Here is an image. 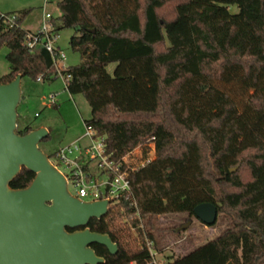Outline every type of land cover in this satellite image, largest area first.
I'll return each instance as SVG.
<instances>
[{"label": "trees", "instance_id": "16d2710c", "mask_svg": "<svg viewBox=\"0 0 264 264\" xmlns=\"http://www.w3.org/2000/svg\"><path fill=\"white\" fill-rule=\"evenodd\" d=\"M57 6L55 30L74 31L70 46L82 59L68 69V93L89 104L85 126L105 138L116 160L122 158L118 138L135 129L174 140L130 176V197L89 222L92 232L118 246L111 255L94 244L97 256L104 264H150L158 218L191 220L197 206L211 203L232 227L169 264H264V141L258 135L264 94L245 96L264 77V0H61ZM29 13L15 14L12 28L0 19V49L7 47L10 65L0 84L20 74L57 78L49 53L26 47ZM235 70L247 83L242 93L251 119L230 91L214 84ZM34 178L23 169L11 187L25 189Z\"/></svg>", "mask_w": 264, "mask_h": 264}, {"label": "water", "instance_id": "95a60500", "mask_svg": "<svg viewBox=\"0 0 264 264\" xmlns=\"http://www.w3.org/2000/svg\"><path fill=\"white\" fill-rule=\"evenodd\" d=\"M22 79L20 74L0 84V264H104L92 245L105 247L111 255L118 246L88 225L108 214L110 201L85 202L71 195L66 177L39 147L49 137L47 129L18 133ZM23 169L35 178L27 188L13 189L11 183ZM218 215L211 203L194 210L195 218L208 227L217 223Z\"/></svg>", "mask_w": 264, "mask_h": 264}, {"label": "rangeland", "instance_id": "374dc122", "mask_svg": "<svg viewBox=\"0 0 264 264\" xmlns=\"http://www.w3.org/2000/svg\"><path fill=\"white\" fill-rule=\"evenodd\" d=\"M46 0H0V15H15L30 11L23 28L36 31L41 21L42 10ZM61 0H49L47 10L55 18L60 16L58 3ZM233 14L237 7L230 8ZM74 35L71 29L59 32V47L66 54L68 67L81 63V55L70 46ZM7 47L0 49V78L10 72V65L6 60ZM116 64L107 67V72L113 76ZM242 73L235 70L229 72L223 81L215 82L216 88L232 93V99L239 105V110L251 119L254 114L247 107L243 90L247 83L241 80ZM249 87V86H248ZM264 94V77L247 90L245 96ZM55 95L56 102L52 103L50 96ZM18 131L31 127L34 130L45 128L50 139L43 141L39 147L48 156L53 155L59 148L74 142L86 133L84 121L91 118V108L83 95H70L60 78L50 82L34 81L28 77L22 79V101L18 108ZM148 128H138L119 137L118 146L121 155L131 154L128 160L133 163L147 164L153 160L161 149L171 143L173 138L169 133L150 138ZM259 137L264 141V125L258 130ZM139 155V156H137ZM138 157L141 159L139 160ZM73 191V190H72ZM189 217L185 214L161 216L157 221L155 231L156 246L151 248L153 260L156 264H169L173 260L185 256L195 248L217 238L221 232L232 227L231 220L223 214L218 215L217 223L208 227L196 218L191 219L187 229H178L187 224ZM134 238V236H132ZM152 264V262L150 263Z\"/></svg>", "mask_w": 264, "mask_h": 264}, {"label": "built area", "instance_id": "2783aa9c", "mask_svg": "<svg viewBox=\"0 0 264 264\" xmlns=\"http://www.w3.org/2000/svg\"><path fill=\"white\" fill-rule=\"evenodd\" d=\"M48 3L49 0H46L38 29L27 33L26 47L30 52L43 47L49 53L55 75L62 80L64 89L68 92L71 76L68 73L67 58L58 45L59 33L55 30L54 15L47 10ZM16 18V15H0V19L10 28L15 25ZM38 81L42 79L39 78ZM50 100L55 103V95H51ZM85 128L83 136L59 148L53 154V160H50L66 177L72 196L85 202L109 200L110 208L113 203L130 197V176L146 164L130 162L128 157L131 154L122 156L120 160L114 159L113 154L107 150L105 138L91 128ZM152 247L153 243H148L150 252ZM152 264L156 262L152 261Z\"/></svg>", "mask_w": 264, "mask_h": 264}, {"label": "crops", "instance_id": "0c3cea01", "mask_svg": "<svg viewBox=\"0 0 264 264\" xmlns=\"http://www.w3.org/2000/svg\"><path fill=\"white\" fill-rule=\"evenodd\" d=\"M41 16H42V15H41ZM38 26H39V25H38ZM24 29H25V28H24ZM25 30H26V31H31V30H28V29H25ZM120 137H121V136H120ZM78 138H80V136H79ZM78 138H76L75 140H77ZM75 140H74V141H75ZM118 140H119V138H118ZM118 140H117V142H116V148H117V151L119 152ZM119 153H120V152H119ZM120 154H121V153H120ZM127 155H128V154H127ZM127 155H122V156H127ZM137 156H139V155H137ZM155 158H156V157H155ZM155 158H154V159H155ZM138 159L140 160L141 158L138 157ZM154 159H153V160H154ZM153 160H151V161H153ZM151 161H150V162H151Z\"/></svg>", "mask_w": 264, "mask_h": 264}, {"label": "flooded vegetation", "instance_id": "af4514ba", "mask_svg": "<svg viewBox=\"0 0 264 264\" xmlns=\"http://www.w3.org/2000/svg\"><path fill=\"white\" fill-rule=\"evenodd\" d=\"M69 232H73V230H68Z\"/></svg>", "mask_w": 264, "mask_h": 264}]
</instances>
